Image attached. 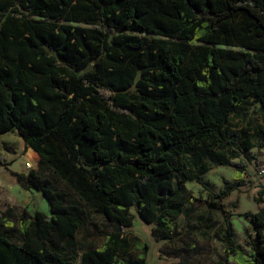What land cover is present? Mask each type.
Wrapping results in <instances>:
<instances>
[{"label":"trees","instance_id":"1","mask_svg":"<svg viewBox=\"0 0 264 264\" xmlns=\"http://www.w3.org/2000/svg\"><path fill=\"white\" fill-rule=\"evenodd\" d=\"M247 100L260 122L239 131L229 119ZM14 131L38 159L13 174L49 214L22 209L19 242L1 220L0 264H72L86 209L110 228L79 264H145L147 244L125 235L131 210L167 239L183 184L206 188L208 167L184 151L224 153L213 165L234 167V180L208 191L220 201L245 185L241 156L264 145V0H0V135ZM244 214L248 251L226 226L224 252L264 264V206ZM132 245L141 253L121 257Z\"/></svg>","mask_w":264,"mask_h":264},{"label":"rangeland","instance_id":"2","mask_svg":"<svg viewBox=\"0 0 264 264\" xmlns=\"http://www.w3.org/2000/svg\"><path fill=\"white\" fill-rule=\"evenodd\" d=\"M259 122L258 113L251 100H247L241 108L233 111L229 119L230 127L239 131H246V127ZM247 131L251 133L252 130ZM0 154L9 163L0 166V232L5 229L1 224L2 219L12 222L14 232L11 237L15 242H19L17 221L21 210L26 209L29 213L39 210L49 214V203L42 192L34 188H23L13 174L27 173L29 169L25 167V163L29 162L35 167L38 159L37 154L24 145L16 131L0 135ZM193 156L198 158L200 164L208 167V170L200 175L206 188L194 180L183 184V190L177 197L182 203V213L172 221L169 238H163V232L145 224L131 210L132 224L125 230V235L133 244H147L145 264H218L220 261L235 264L232 256L224 252L222 239L226 226L230 227L236 243L248 251L246 242L252 231L244 213L255 212L264 206V202L255 200L258 191L264 188V145L261 148L253 147L241 156L247 162V174L242 176L245 185L220 201L209 197L208 191L217 192L225 181H233L234 167L213 165L214 158L225 156L218 149L207 153L200 147L190 148L184 151L182 159L186 161ZM233 161L239 162L240 159ZM196 172V168L190 167L191 174ZM48 175L58 188L67 192L70 199L76 200V195L69 187L54 175ZM109 228L98 214L86 209L85 224L75 235V246L72 252L66 251L67 255H75L72 264H79L82 251L99 247L104 240L100 233ZM140 253L141 251L132 245L121 257L136 258Z\"/></svg>","mask_w":264,"mask_h":264},{"label":"water","instance_id":"3","mask_svg":"<svg viewBox=\"0 0 264 264\" xmlns=\"http://www.w3.org/2000/svg\"><path fill=\"white\" fill-rule=\"evenodd\" d=\"M113 231H115V232H120L121 231V226H120V224L118 222L115 223V225L113 226Z\"/></svg>","mask_w":264,"mask_h":264},{"label":"built area","instance_id":"4","mask_svg":"<svg viewBox=\"0 0 264 264\" xmlns=\"http://www.w3.org/2000/svg\"><path fill=\"white\" fill-rule=\"evenodd\" d=\"M25 167L28 168V169L33 168V166L31 165V163H29V162L25 163Z\"/></svg>","mask_w":264,"mask_h":264}]
</instances>
